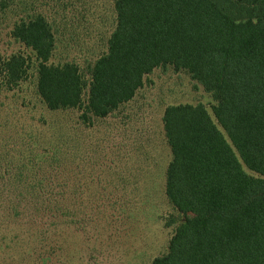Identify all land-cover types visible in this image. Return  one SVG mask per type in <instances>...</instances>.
<instances>
[{"label":"trees","instance_id":"trees-1","mask_svg":"<svg viewBox=\"0 0 264 264\" xmlns=\"http://www.w3.org/2000/svg\"><path fill=\"white\" fill-rule=\"evenodd\" d=\"M109 1L113 28L87 78L74 60L51 62L58 26L38 1L0 0V40L29 50L0 54V87L12 90L33 71L47 109H76L90 126L131 101L154 69L185 71L213 98V118L201 103L164 108V194L182 221L150 264H264V0ZM60 166L54 189L37 194L43 239L98 217Z\"/></svg>","mask_w":264,"mask_h":264},{"label":"rangeland","instance_id":"rangeland-1","mask_svg":"<svg viewBox=\"0 0 264 264\" xmlns=\"http://www.w3.org/2000/svg\"><path fill=\"white\" fill-rule=\"evenodd\" d=\"M36 1L58 26L51 62L74 60L88 78L86 64L106 51L113 28L110 1ZM2 35L0 54L29 52ZM198 103L212 117L211 95L170 66L145 75L131 101L90 126L76 109H47L33 71L12 90L0 87V264L39 263L48 246V264H150L164 254L182 215L164 194L170 153L161 117L168 105ZM57 165L71 187L87 191L84 210L98 217L43 239L37 194L54 189Z\"/></svg>","mask_w":264,"mask_h":264}]
</instances>
